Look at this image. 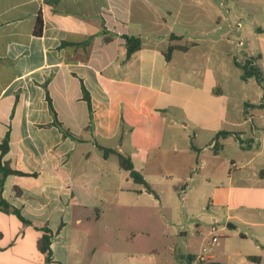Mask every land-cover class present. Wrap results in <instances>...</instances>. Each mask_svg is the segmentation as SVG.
I'll use <instances>...</instances> for the list:
<instances>
[{
  "label": "crops",
  "instance_id": "0c3cea01",
  "mask_svg": "<svg viewBox=\"0 0 264 264\" xmlns=\"http://www.w3.org/2000/svg\"><path fill=\"white\" fill-rule=\"evenodd\" d=\"M208 1L202 10L216 18L214 28L191 25L202 15L195 6L201 0H0V144L8 136L0 163L35 174L3 179L0 196L33 225L0 211V264L41 255L37 228L54 233L51 264H67L87 239L116 246L118 236L128 243L123 228L139 211L142 229L148 213L156 224L170 221L176 210L154 187L166 180L159 168L167 162L174 190L182 191V213L190 215L192 199L204 197L214 222L224 218L231 229L218 235L226 238L219 264H264V80H242L236 65L253 58L264 76V29H235L236 41L221 28L222 2ZM181 16L185 21L176 22ZM124 36L141 39L128 58ZM169 44L189 48L166 61ZM81 86L91 103L88 131ZM46 92L75 139L52 126ZM220 132L228 135L215 141ZM97 146L129 157L154 194ZM105 211L113 219L101 220ZM26 236L29 250L22 248Z\"/></svg>",
  "mask_w": 264,
  "mask_h": 264
},
{
  "label": "rangeland",
  "instance_id": "374dc122",
  "mask_svg": "<svg viewBox=\"0 0 264 264\" xmlns=\"http://www.w3.org/2000/svg\"><path fill=\"white\" fill-rule=\"evenodd\" d=\"M222 6L219 8L221 16V28L223 31H231L234 40L236 37L235 26L237 23L241 24V29L238 31L244 33L249 30H255L256 28L264 29V0H220ZM208 0H201L197 2L195 6L202 12V15L195 20H190L191 25L200 28L203 25H210L209 28L216 27V18L211 17L206 10H202L204 6L208 4ZM229 8L230 13L225 20L226 9ZM249 14L253 20L254 25L248 24L250 21ZM185 21L182 16L179 17L176 22L182 23ZM232 27L234 30H230ZM237 41V40H236ZM170 162L164 163L160 166L159 170L164 174L166 178L164 183L155 184L157 190H162L164 198L168 197L170 205L176 210L177 214L170 221L165 220L164 224L153 222L150 214L145 216L146 228L142 229L143 214H133L131 220L127 223V226L123 230L129 232L128 243L126 240L121 241L118 238L116 246L98 242L93 245L90 239L83 243L78 249L79 254H70V258L67 264H89L90 258L94 257V264H208V263H220L223 261L221 246L225 243L224 237H218L217 244L211 242V236L208 234L211 224H215L220 228L216 236L220 233H232L231 229L226 227V221L224 218L217 219L216 223L211 217V206L208 203L207 198L200 201L192 199L194 208L192 213H182V204L185 203L181 200L182 191L176 188V182L173 178V173ZM170 174V175H169ZM188 186L192 185L191 182H187ZM172 196V199H171ZM168 212L165 213L167 215ZM171 214V213H170ZM95 215V214H93ZM101 220H111L114 217L112 212H103L100 214ZM168 216V215H167ZM138 218V219H137ZM225 229V231H222ZM148 230V238L142 236V232ZM201 233L202 236H199ZM118 234V233H117ZM29 237L26 236L22 248L29 250L28 246ZM129 239H132L130 245ZM96 243V242H95ZM93 247H96V254H92ZM130 253L135 261H127L124 253ZM115 253V254H113ZM202 259L200 260V258ZM25 264H45L44 258L36 253H31L28 256V260Z\"/></svg>",
  "mask_w": 264,
  "mask_h": 264
},
{
  "label": "trees",
  "instance_id": "16d2710c",
  "mask_svg": "<svg viewBox=\"0 0 264 264\" xmlns=\"http://www.w3.org/2000/svg\"><path fill=\"white\" fill-rule=\"evenodd\" d=\"M41 33H42V20L40 17H37L35 25H34V29H33V34L39 37L41 36ZM102 33H103L104 42H108L111 40L110 36H108L106 32L102 31ZM123 38H124V47L126 49V58H128L130 57V55H132L134 52L138 51L141 48V39L138 37H133V36H124ZM169 38L170 40L179 39V37H176L174 35H170ZM188 48L189 46L187 45L169 44L163 53L164 58L166 61H169L171 58V54L174 50L186 51ZM254 61L255 59L249 58V59H246L243 63L236 64V65L242 71V74H241L242 80H246L247 78L253 77L257 82L260 83L262 80H264V76H262L259 68L254 65ZM81 93H82V99L85 101L87 105V109H88L89 123L87 127L85 128V130L88 131L92 129V122H91L92 110H91L90 97H89L88 92L83 86H81ZM46 101H47L48 108H49V111L53 119L52 126L55 127L63 136L75 139L74 136L71 133H69L65 128H63V126L58 121L55 111L51 106V102H50L47 92H46ZM225 135H228V133H225V132L218 133L215 137V141L217 140L218 136H225ZM7 144H8V136L6 135L2 143L0 144V159L2 158V156L6 153L8 149ZM217 147H218V144H215V148ZM97 148L101 151L102 156L104 158H107L110 155H114L117 159L119 168L127 172L129 178L135 184L141 185L147 193L154 194V192L150 188L149 184L145 181L143 176L139 172L135 171V169L133 168V164L129 157L123 156L122 154L112 149H107V148H103L100 146H97ZM8 175L35 176L34 173H22V172L11 170L7 165H1L0 163V194H1L3 179ZM0 211L14 215L21 223L25 225H33L31 221L25 219L21 215V212L19 209L10 205L1 196H0ZM62 226H63V223L61 221L55 233H58ZM37 230L41 233V235L36 240V243H35L36 250L43 256L45 264H51L53 262L51 258L52 253H51V248H50V244H51L50 240L52 236L54 235V233L46 227L37 228ZM248 259L255 260L256 258L248 257ZM208 264H219V263H208Z\"/></svg>",
  "mask_w": 264,
  "mask_h": 264
},
{
  "label": "built area",
  "instance_id": "2783aa9c",
  "mask_svg": "<svg viewBox=\"0 0 264 264\" xmlns=\"http://www.w3.org/2000/svg\"><path fill=\"white\" fill-rule=\"evenodd\" d=\"M240 28H241V24L237 23L235 26V29L239 30ZM238 45L241 46L242 45L241 42H239ZM218 229L219 228L215 224L211 225L209 228V234L212 236V238H211L212 243H216L218 240V236L215 235L217 233Z\"/></svg>",
  "mask_w": 264,
  "mask_h": 264
}]
</instances>
